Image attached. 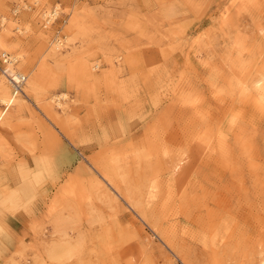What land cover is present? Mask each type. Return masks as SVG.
Returning <instances> with one entry per match:
<instances>
[{"label": "rangeland", "instance_id": "rangeland-1", "mask_svg": "<svg viewBox=\"0 0 264 264\" xmlns=\"http://www.w3.org/2000/svg\"><path fill=\"white\" fill-rule=\"evenodd\" d=\"M3 54L0 264L264 262V0H0Z\"/></svg>", "mask_w": 264, "mask_h": 264}, {"label": "bare ground", "instance_id": "bare-ground-1", "mask_svg": "<svg viewBox=\"0 0 264 264\" xmlns=\"http://www.w3.org/2000/svg\"><path fill=\"white\" fill-rule=\"evenodd\" d=\"M44 15V14H43ZM46 16V14H45ZM49 16H53L52 13L50 12L49 13ZM50 19V18H49ZM52 19V18H51ZM48 19H46V22H47ZM60 41H58V39H55L51 42V50L53 51H56L60 48ZM12 63L11 64H8V66H6V68L4 67V69L7 70L8 74L11 75L13 78L15 77L16 73H19L20 75L24 76L25 77V80H24V83L26 81V77L28 75H30L31 72H27V76L23 73H20V72H17L14 70V66H15V62L16 60L18 59L17 56H13L12 58ZM3 69V70H4ZM34 77V76H33ZM17 79V78H15ZM37 80V79H36ZM23 83V85H24ZM28 85L27 88L24 89V91L21 93H19V91H17V89L14 87V83L12 82V80L9 78V76L3 71V74H2V78H1V81H0V104L3 105L6 110L5 111H0V123L2 122V120L5 118L6 116V113H7V110L15 105H18L20 103H22L24 100H23V96H22V93L25 94V96L29 97V95L34 92L36 90V86H35V80H32L30 82H27ZM22 88V86H21ZM27 189V187H26ZM12 193V192H11ZM10 194V193H9ZM7 198V197H6ZM11 199V198H10ZM10 201V200H8ZM1 230V228H0ZM3 231V230H2ZM1 234V233H0ZM2 240V239H1ZM4 240L5 238L3 239L2 242H0V249L4 246ZM2 250V249H1ZM54 253V252H53ZM56 253H54L55 255ZM58 254V253H57ZM56 254V255H57ZM53 255V254H52ZM55 255V256H56ZM54 256V257H55ZM3 258V257H2ZM58 258V256H57ZM55 259V258H54ZM261 264H264V262H262Z\"/></svg>", "mask_w": 264, "mask_h": 264}, {"label": "built area", "instance_id": "built-area-1", "mask_svg": "<svg viewBox=\"0 0 264 264\" xmlns=\"http://www.w3.org/2000/svg\"><path fill=\"white\" fill-rule=\"evenodd\" d=\"M54 11H51L52 15H54ZM55 16V15H54ZM46 19H49V15L47 16ZM46 19H45V22L44 24L47 25L49 24V22H46ZM47 23V24H46ZM12 57H10L8 54H3L2 55V61H3V65H5L4 67L6 68V66H8V64H11L13 61L11 59ZM4 69V68H3ZM8 76L9 78L12 80V82L14 83V87L17 89V91H21V86H23V83H24V80H25V77L20 75L19 73H16L15 77L13 78L11 75L8 74L7 70L4 69L3 70ZM17 78V79H15Z\"/></svg>", "mask_w": 264, "mask_h": 264}]
</instances>
